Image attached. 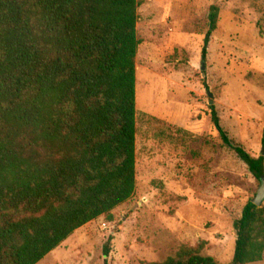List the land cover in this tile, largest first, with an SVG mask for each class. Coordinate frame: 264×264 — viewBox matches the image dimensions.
<instances>
[{
  "label": "trees",
  "instance_id": "16d2710c",
  "mask_svg": "<svg viewBox=\"0 0 264 264\" xmlns=\"http://www.w3.org/2000/svg\"><path fill=\"white\" fill-rule=\"evenodd\" d=\"M138 7V0H0V264H38L92 221L112 222L133 196ZM217 21L213 6L202 62ZM210 112L222 144L260 184L263 157L234 145ZM233 229L229 264L260 262L264 206L248 201ZM147 264L218 263L181 247Z\"/></svg>",
  "mask_w": 264,
  "mask_h": 264
},
{
  "label": "rangeland",
  "instance_id": "374dc122",
  "mask_svg": "<svg viewBox=\"0 0 264 264\" xmlns=\"http://www.w3.org/2000/svg\"><path fill=\"white\" fill-rule=\"evenodd\" d=\"M138 1L134 194L112 222L92 221L38 264H103L110 236L107 264L162 262L181 247L229 264L233 223L260 187L222 144L210 107L234 145L264 160V0Z\"/></svg>",
  "mask_w": 264,
  "mask_h": 264
},
{
  "label": "water",
  "instance_id": "95a60500",
  "mask_svg": "<svg viewBox=\"0 0 264 264\" xmlns=\"http://www.w3.org/2000/svg\"><path fill=\"white\" fill-rule=\"evenodd\" d=\"M208 97L211 98L210 93H207ZM213 103L210 102L209 105ZM264 201V177L261 178L260 187L256 192L255 198L251 200V203L256 207H261Z\"/></svg>",
  "mask_w": 264,
  "mask_h": 264
}]
</instances>
